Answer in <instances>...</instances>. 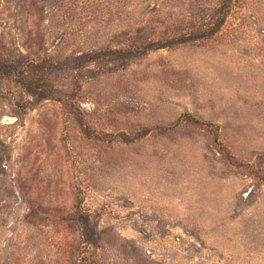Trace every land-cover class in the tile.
Here are the masks:
<instances>
[{"label": "rangeland", "instance_id": "1", "mask_svg": "<svg viewBox=\"0 0 264 264\" xmlns=\"http://www.w3.org/2000/svg\"><path fill=\"white\" fill-rule=\"evenodd\" d=\"M0 61V264H264V0H0Z\"/></svg>", "mask_w": 264, "mask_h": 264}, {"label": "trees", "instance_id": "2", "mask_svg": "<svg viewBox=\"0 0 264 264\" xmlns=\"http://www.w3.org/2000/svg\"><path fill=\"white\" fill-rule=\"evenodd\" d=\"M172 42L173 41H170L168 43H161V44L156 45V46L153 45L151 47H148V49L152 50V49L168 48L171 46ZM0 73L4 74L6 76H11V75L18 73L20 82H22L26 87L32 88L31 85H29V81L23 76L22 72H20V71L18 72L17 67H14V66L11 67L9 65L4 64L2 61H0ZM81 234H82V237L86 243H92V240H93L92 234L89 232L88 227H86V229H83Z\"/></svg>", "mask_w": 264, "mask_h": 264}]
</instances>
